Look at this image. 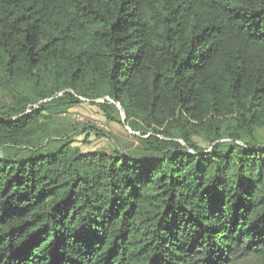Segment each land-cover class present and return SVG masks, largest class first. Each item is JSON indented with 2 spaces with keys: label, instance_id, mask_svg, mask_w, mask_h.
Returning <instances> with one entry per match:
<instances>
[{
  "label": "trees",
  "instance_id": "trees-1",
  "mask_svg": "<svg viewBox=\"0 0 264 264\" xmlns=\"http://www.w3.org/2000/svg\"><path fill=\"white\" fill-rule=\"evenodd\" d=\"M0 264H264V0H0Z\"/></svg>",
  "mask_w": 264,
  "mask_h": 264
},
{
  "label": "rangeland",
  "instance_id": "rangeland-1",
  "mask_svg": "<svg viewBox=\"0 0 264 264\" xmlns=\"http://www.w3.org/2000/svg\"><path fill=\"white\" fill-rule=\"evenodd\" d=\"M71 119L80 123L76 145L85 152L111 149L112 138L122 145L132 142L133 133L123 124L108 121L99 108L92 104H84L71 111ZM95 127L96 129L92 128ZM100 130L109 133L112 138L102 134Z\"/></svg>",
  "mask_w": 264,
  "mask_h": 264
},
{
  "label": "water",
  "instance_id": "water-1",
  "mask_svg": "<svg viewBox=\"0 0 264 264\" xmlns=\"http://www.w3.org/2000/svg\"><path fill=\"white\" fill-rule=\"evenodd\" d=\"M97 102H102V101H97ZM118 106V105H117ZM119 107V106H118ZM123 120H124V114H122Z\"/></svg>",
  "mask_w": 264,
  "mask_h": 264
}]
</instances>
